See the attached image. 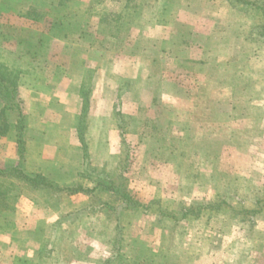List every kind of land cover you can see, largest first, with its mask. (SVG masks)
Instances as JSON below:
<instances>
[{
  "label": "rangeland",
  "instance_id": "rangeland-1",
  "mask_svg": "<svg viewBox=\"0 0 264 264\" xmlns=\"http://www.w3.org/2000/svg\"><path fill=\"white\" fill-rule=\"evenodd\" d=\"M55 1L56 4L52 6L50 0H42L36 6L37 9L34 8L33 4L28 3L29 0H6L5 3L1 2L2 4H0V62L5 60L6 48L11 50L16 46L19 35L29 39L41 38V31L45 28L46 23L49 24V17L52 19L59 18L64 24L72 27V30H67L70 34L68 39L64 41L63 28L54 25L49 28L50 36L54 39L49 40L47 55L50 52L53 59L57 58L58 62L65 61L61 51L62 45L67 42V45L74 49L75 56L73 58L76 57L73 61L75 63L73 68L72 64H59L53 74L37 71L32 65L25 67L27 79L38 76L39 78L47 77V80L43 88L42 86L40 88L39 86L33 87V81L18 87L17 96L18 99H22L21 104L24 108V127L20 130L16 114L12 113L8 116L10 125L8 133L0 136V167L4 169L15 166L18 164L22 153L29 160L37 162L42 171L39 159L33 155V153H40L39 144L45 145L43 155L53 156V148L59 147V145L65 146L69 141V135L67 133L53 135L48 132L37 131L34 127H36L39 117H42L43 122L59 120L63 129L65 128L64 124L66 125L70 117L67 111L64 112V108L75 99L76 91L73 89L78 87L77 82L83 75V70L78 64L81 57L88 58L93 53L95 58V61L91 59L93 61L91 67H96V70L95 73H89L90 79L92 81L96 78L102 86L98 87V90L94 89L93 94L98 93L101 88L108 90L107 94L112 96L118 92V88L110 84V80L104 75L103 68L108 67L115 54L118 56L124 53L128 54L137 58L141 71H143L144 76L147 75L146 82L150 80V83H147L148 85L142 89L145 98L139 105V109L136 108L141 113L144 110L141 107L147 106L149 123L144 120L137 124L145 126L143 129L150 131L154 124L157 123L159 126L160 123L163 131L166 130L164 132L166 136H171L173 133L181 140L182 138L185 140L182 142L178 139L171 142L167 141L166 144H170V146L161 147V150L158 151L161 155L159 160L143 159L137 161V154L139 155L140 152H130L131 163L127 164V167H130L127 176L131 181V186L134 189L133 194L138 200V204H133L124 209L129 214L127 219L131 223L129 228L128 226L124 227V231H126L125 234L123 233L128 242L122 240L126 245L123 249L126 250L127 258L133 259L136 256L133 253L140 250L146 253L156 251L154 253L159 254L160 260L163 259V261H165V256L169 255L172 257V260H168L172 261L171 264H264V248H262V242H259V240H264V216L261 214L256 216L254 230L251 231L241 228L244 226L238 223V221L241 222V212L232 217L233 212L242 208L243 197H247L246 204L251 209L256 207L255 200L261 197L262 185L257 186L251 180L253 176L248 178V175L251 168L250 163L255 158L258 159L262 151L250 153L248 159L243 160L242 166L244 168L242 167V169L246 173L236 175L230 179V182L226 183L223 180L226 170L231 171L232 174L236 171L235 166L227 164L226 161L231 157L234 163L237 159L241 160L237 156V152L231 149L229 144L222 153L217 151L220 152L217 153L218 155L206 154L198 147L200 140H221L219 145L229 143L230 133L235 124H238L237 127L241 131L246 128V132L254 134L257 131L264 132V119H251L248 117L245 106L244 109L241 107L239 109L238 105L235 106L236 101L243 97L254 100L264 99V53H261L258 58L257 55L251 54V58L246 61L247 63L245 62L246 68H243L244 65L238 61L244 56L241 51L242 36L226 31L232 19L234 22L235 19L240 18L237 17L236 12L234 13L230 9V0H174L176 3L174 9L166 12L158 11L161 10L163 0H135L138 4L144 3L145 6L140 5L137 9L140 14L130 16L129 27L118 33V27L98 22L97 0ZM99 4L100 7L105 6L104 9L108 11L125 10L127 6V2L124 0H106ZM38 9L48 13L41 21H35L32 16L25 15L28 11H37ZM104 9L102 11H106ZM247 17V20L250 19L249 16ZM241 20L246 21L243 18ZM245 24L247 25L246 22ZM46 43L48 44L47 41ZM161 43L166 51L160 52V54L157 51H160ZM78 47H85L86 49L82 51L77 49ZM187 57L203 60L197 65L192 64ZM177 60L182 61L183 65ZM247 65L253 69H247ZM207 72L211 80L207 83L204 90L205 98L202 99L198 97V84L207 81ZM97 73L101 74L102 80ZM166 77L171 80L180 77L184 90H176L174 84H170L171 81L160 80ZM234 77L239 80L236 87L231 84V80L236 81ZM244 77H254L248 80L249 83L252 80L253 86L247 87L248 81ZM163 81L166 84L165 92H162V90L164 91ZM49 85L55 88L54 92L47 89ZM123 92V99L130 95V92L126 90ZM53 96H56L55 101H52ZM154 98L157 99L155 103ZM16 102L19 103V100ZM54 102L58 111L53 112V114H45L44 110L47 104ZM194 110H198V114ZM93 124L89 127L90 130H94L93 133L87 131V135L91 137L93 144L100 143L102 145V155L107 161V153L103 148L105 134L98 133L102 129V125L96 122ZM181 124L187 125V127ZM126 125L129 123L126 122ZM58 128V126H46V129L54 134ZM136 136L140 139L145 138L143 134ZM147 136V140H149L151 134ZM250 136L253 137V135ZM21 137L22 142L20 141ZM178 150L185 152V161L194 165L195 172L193 166L185 169L182 181L176 184V182L172 183L171 176L169 177L166 171L161 169V165L167 160V155L170 154L171 156L173 152ZM51 160L53 166L50 169L47 168L50 174L46 176L61 180L64 175L59 173L62 172L59 171L60 163L71 160L77 161L78 158L66 159L53 156ZM79 160L81 159L79 158ZM121 160L122 158H119L116 167L121 165ZM221 160L227 165V168L224 165L226 170L221 165ZM107 165H109L108 162ZM215 173H217L216 181L211 179V174ZM19 180L17 181L15 177L10 175H0V187L5 194L9 196L14 185L18 184L22 187L21 195L25 196L24 192H26L29 197H32H27L29 201L24 199L17 204L20 205L18 211L17 205L15 210L0 209V222L15 221L24 227L35 226L39 218L49 217V222H51L55 218L54 213H51L50 210H44L53 205V202L55 203L51 197V190L46 186H42L45 190L29 188L25 180ZM183 182L184 184L187 182L194 183L196 187H199V189L197 188L200 192L198 196L190 197L182 194L180 186ZM152 188L156 189L157 196L149 199L147 197L151 196L150 190ZM46 190L50 191V195L45 192ZM217 190L224 192L227 196L217 194ZM35 195H37L36 198H34ZM218 196L227 197L229 206H222L219 211H211L209 214L199 216L190 212L186 218H183L184 206L191 205L193 201H215ZM72 197L68 200L69 205L73 203V205L80 206L88 197L90 198V195L77 193ZM95 198L100 199L101 197L96 196ZM142 199H145L146 202H142ZM152 200L159 202L165 210L175 209L173 212L176 213L179 222L174 223L175 226L167 227V229L161 228L163 225L161 221L163 220H159L156 212L147 214L144 211V205ZM80 217L86 219L85 215ZM98 219L103 228L102 232L100 230L99 241L87 237L88 229L80 225L77 226V223L75 226L67 223L59 225L57 233L59 236L58 244L61 248L60 254L68 251L71 247H77L79 251L83 252L82 255L85 258L88 257L86 259H101L103 261L110 257L113 254L112 243L117 234V219L107 211ZM49 222V227L46 229L48 235ZM79 222L82 220L80 219ZM169 224L172 225L171 222L166 225ZM92 230L93 228L89 233H93ZM226 235L230 238L233 237L231 241L234 240L235 243L229 249L233 250L234 254L242 253L241 256H234L232 252L225 250ZM259 235H262L263 238H258ZM238 237L245 239L250 237L252 239L242 242L238 240ZM136 238L139 241L135 240ZM132 239L135 241L132 242ZM244 255L247 256V260L243 263Z\"/></svg>",
  "mask_w": 264,
  "mask_h": 264
},
{
  "label": "trees",
  "instance_id": "trees-1",
  "mask_svg": "<svg viewBox=\"0 0 264 264\" xmlns=\"http://www.w3.org/2000/svg\"><path fill=\"white\" fill-rule=\"evenodd\" d=\"M5 1L6 0H0V4H2L1 2L5 3ZM105 1L106 0H97L96 2V6L99 8V11L97 12L98 22L111 24L118 27L117 33L119 31H124L129 27L130 16L132 17L136 14H140V11L137 10L139 9L140 5L145 6V4L142 2L138 4L135 0H124L127 2L125 10L120 9L119 11H108L107 9H104L105 6L100 7L99 4ZM40 2H42V0H29L28 3L31 5L33 4L34 8H36V6H38ZM50 4L54 6L56 4V1L50 0ZM229 4L230 9L234 13L236 12L237 17L240 18L235 19L234 22L232 19L226 31H230L234 35H237L238 33L242 36L241 51L244 53V56L238 61L241 62V65H244V68L246 66L245 62L248 61L249 58H251V54L257 55L258 58L261 56V53H264V0H230ZM175 5L176 3L174 0H163V2H161V10L158 11L166 12L168 10L174 9ZM102 9L106 11H102ZM46 14H48L46 13V11H40L38 9L37 11H28L25 15L32 16L35 21H41ZM247 16H249L250 19L247 20ZM241 18L246 21L241 20ZM48 20L49 24L46 23L45 28L41 31V38L29 39L27 37L25 38V36L19 35L18 41L16 42V46L11 50H8V48H6V51L4 52L5 60L3 62H0V136H4L8 133L10 127L8 123V116L12 113L16 114L18 118L20 130H22L24 127V108L21 104L22 99H18L17 96L19 92L18 87L23 84H28L32 81L33 87L39 86L40 88V86H42L43 88V85L46 84L47 77L39 78L38 76H34L27 79V74H25V67H30V65H32L35 69H37V71H40L42 73L48 72L53 74L55 73L54 71L59 64H72V68L73 66H75V63L73 62L76 58H73L75 56L73 53L74 49L70 48V45H67V42L62 45L63 47L61 51V55L65 58V61L58 62L57 58L53 59V55H51L50 52L47 55L49 48V40L54 39L50 36L49 28H51L53 25L63 28L64 41L68 39L70 34L67 30H72V27L64 24L59 18L55 17L54 19H52V17H49ZM245 22L247 23V25L245 24ZM46 41L48 42V44L46 43ZM159 47L160 51H157L158 53H164L166 51L162 43ZM77 49H81L82 51H84L86 48L78 47ZM91 59H95L93 53L90 54L88 58L81 57L78 64L83 70V75L81 79L77 82L78 87L73 89L82 97L81 120L80 127L78 130V140L80 142V144L78 145V150L82 152L81 160L61 162L59 171L62 172L59 173H62V175H64L61 180H58L53 177H47L46 175H44L38 163L29 160L22 153L20 154V160L18 164H16L15 166L7 167L4 169L0 167V175L2 176L4 174L10 175L17 179L25 180L27 183H30L37 187H48V189L51 190V197L55 201V218L51 222H49L50 228L48 230V240L41 243H25V263L76 264V262L79 261H88L89 259H86L88 257L85 258L84 255H82L83 252L79 251L77 247H71L68 249V251H65L63 254H60L61 248L58 244V227L62 223H67L68 225L73 224L74 226L77 223V226L80 225L81 227H85L86 229H88L87 237H91L92 239L99 241L101 237L100 230L102 232L103 228L99 223L98 217L100 215H103L104 212L107 211L115 219H117V234L111 247L113 254L110 257L105 258L103 261H101V259H95L96 261H94V264H171L172 261H168L169 259L172 260L171 256H165V261H163V259L160 260L159 254L154 253L156 251H153L152 253H146L140 250L135 251V253L133 254L136 256L130 260L127 258L126 250L123 249L126 245H124L125 243L122 242V240H126L128 242V240L126 239L127 237H124L123 235V233L125 234L126 231H124V227L128 226L129 228L131 225L130 221L127 219V215L129 214L124 211V209H127L133 204H138V200L135 199V195L133 194L134 189L131 186V181L127 176V172L130 169V167H127V164L131 163L130 151L128 150L129 153L126 151L124 152L121 157V165H118L116 168H111L109 165H107L106 158H103L99 166H94L92 164L88 152V146L91 143V137H88L87 135L84 120L86 113L88 112V106L90 104L89 94H91V85L96 81V78H94L92 81L90 79L91 75L89 73H95L96 70V67H91L93 64V61ZM187 59H189L192 64L197 65H199L203 60L191 57H187ZM180 63L181 65H183L182 61ZM247 67V69L249 70L253 69L250 67V65H247ZM183 71L185 70L183 69ZM207 74V81L199 82L198 84V97L202 99L205 98L204 90L206 89L207 83L211 80L208 72ZM179 78L180 77H178V79L174 78L171 80L166 77L161 78L160 80L171 81L170 84H174L173 86L176 88V90H184L182 80ZM244 78H246V80L248 81L249 79H253L254 77ZM234 80L236 81L231 80V84L236 87L238 86L237 81L239 80L235 77ZM134 82L135 81L132 79L129 80L125 85L118 86V92L116 93L115 99L122 100L124 98L123 90L132 92L135 84ZM148 83H150V80ZM163 83V88L166 89V84L164 81ZM246 86H253L252 80L250 83L248 81ZM47 89L50 92L55 91V88L50 85L49 87H47ZM55 97L53 96L52 101H55ZM17 100H19V103L16 102ZM155 101L157 102L156 98H154V103ZM54 104L55 102L53 104L48 103L47 107H45V110L43 108L45 114H53V112L56 113V111H58L56 110ZM117 104L118 102L117 100H115V107H117ZM115 111H117V108ZM120 111L121 110L116 113H119ZM194 112L198 114L199 111L194 110ZM145 122L149 123V119ZM157 125L158 124L156 123L152 126V132L150 131L149 134H151V140L158 143L160 146L165 145L169 147L170 144H166L167 141L171 142L176 141L178 139L182 142V140H185L183 138L181 140L177 135L173 133H171V136H166L163 131V127L160 125V123L159 126ZM21 140L22 137L20 141ZM211 179L216 181L217 173L211 174ZM217 192V194L219 195L227 196V194H224V192L222 193V191L220 190H217ZM21 193L22 187L18 184L14 185V188L10 192L9 196L8 194H5V192H3L0 187V209H4L5 211L11 209L15 210L16 205L21 202ZM77 193L90 195V198L88 197L84 203L80 204V206L73 205V203L69 205L68 200L72 199V196ZM93 196L101 198L98 199ZM96 200L99 201L96 202ZM242 200V208L233 212L232 217L238 215L241 212V222L238 221V223H240L241 226H244L242 228H244L246 231L254 230L255 218L262 212L264 198L260 197L259 199H256V207L252 209H250L246 204L247 197H243ZM222 206H229V199L227 197L222 198L221 196H218L215 201H193L191 205L184 206L182 216L183 218H186L190 212L196 213L198 216L201 214H209L211 211H219ZM174 210L175 209H169V211L165 210L161 206V204L155 200H152L151 202L146 203L144 205L145 213L148 214L151 212H156L155 214L159 218V220H163L161 221V223L163 224L161 225V228L164 229H167V227L169 226H175L174 223L179 222V218L177 217L176 213L173 212ZM6 214L8 213L6 212ZM83 215L86 216L85 220L83 219L85 217H80ZM80 219L82 220V222H79ZM168 222H171L172 225H166ZM92 228L93 233H89ZM261 236L262 235H259L258 238H263ZM135 240L139 241V239L137 238ZM135 240L132 239V242ZM128 253H131V251H128ZM242 260L244 263V261L247 260V256L243 257Z\"/></svg>",
  "mask_w": 264,
  "mask_h": 264
},
{
  "label": "crops",
  "instance_id": "crops-1",
  "mask_svg": "<svg viewBox=\"0 0 264 264\" xmlns=\"http://www.w3.org/2000/svg\"><path fill=\"white\" fill-rule=\"evenodd\" d=\"M125 61L132 63H125ZM109 63L110 64L107 63L108 67H104L103 70L104 75L110 80V84L117 88L118 86L125 85L129 80L133 79L135 81L134 88L132 92H130V95L122 100L115 99L116 93L111 96L107 94L108 90L101 88L98 93L93 94L94 89L98 90L97 88L102 86L101 82H98L96 79L95 83L91 85V94H89L90 104L88 106V112L86 113V116L84 118L86 130L93 133L94 130L89 129L90 126L94 125L93 122H96L98 124L100 123L102 125V129L98 131V133L105 134L103 148H105L104 151L107 153V162L109 163V166L111 168L116 167L119 158H121L124 152H127L128 150L130 152H140L139 155L137 154V161H141L143 159L159 160L161 158V155L158 153V151H160L161 147L163 146H160L158 143L152 141L151 138L147 140V135H150L149 132H152V130H144L143 128L145 126L137 124L139 123V121L143 122L144 120L146 121L149 119V114L146 109L147 106H140L144 109L141 113H139L140 111L137 110L139 109V105L142 104L145 98L142 89L148 85V82H146L147 75L144 76L143 71H141L142 69L139 66L137 58L131 57L125 53L121 54L120 56H118V54H115ZM97 75L100 76L101 80L103 79L101 74L97 73ZM162 92L164 91L162 90ZM74 98L75 99H73V102H71L72 107L70 108L71 104H68L64 108V112L67 111V114L70 117V120L67 121L66 125L64 124V129L62 123L59 120L55 122H43L42 117H39L40 119L38 123H36V127H34L33 125L34 129L40 132H48L49 134L53 135H61L63 133H67V135H69V141L65 144V146L59 145V147L56 146L53 148L54 157H64L66 159L78 158V160L82 157V152L78 150V145L80 144L78 140V130L81 120L82 97L79 93H75ZM115 100H117L118 102L117 107H115ZM236 102L237 103H235V106L238 105L239 109L240 107L244 109L245 106V108L247 109L248 117H250L251 119H264V99L254 100L252 98L243 97L242 99H238V101ZM116 108L117 111H115ZM134 108L137 109L135 110ZM119 110L121 111L119 113H116ZM126 122H128L129 125H126ZM131 124L132 126H130ZM49 125L59 127L55 134L50 132L49 129H46V126ZM181 125L187 127V125ZM234 126L235 127L230 133L231 137L229 143L227 142L219 145V142L221 140H200L198 141V147L206 154L218 155L220 152L222 153V151H225L226 147H228L227 144H229V147L231 146V149L237 152V156L241 160L237 159L234 163L231 157L228 159V161H226L227 164H233L235 166L236 171L233 172V174L231 171L226 170L227 165L224 164L221 160V165H223L224 170H226L224 175L225 179H223L226 183L230 182V179H233L236 175H243L244 173H246L245 171H243L242 167L244 168V166L242 165L244 164L243 160H247L250 153L254 154L257 151H262L260 157L258 159L255 158L250 163L249 166H251V168L249 170L248 178H252L253 176V179L251 180L255 182L257 186L262 185L263 189L262 192H260V196L261 198H264V132L257 131L254 134L246 132V128H243L242 131L239 130L237 127L238 124H235ZM60 127L62 128L60 129ZM164 132H166V130ZM137 134H143L145 138L140 139L136 136ZM250 135H253V137H251ZM38 149H40V153H33V155L37 156V159H39L43 173L49 176L50 172L48 173L47 168H52L53 164L51 162V159L53 156L43 155L45 145L39 144ZM217 151L220 152L218 153ZM88 152L92 164L94 166H99L103 160L102 145L100 143L93 144L91 142L88 146ZM169 156L167 155V160L162 163L161 169H164L169 177L171 176L172 183H180L182 181L184 170L190 168L191 166H193V170L195 172L194 165L186 163V159L184 157L185 152L178 150L176 152H173L170 157ZM224 165L226 166V168ZM18 180L19 179H17V181ZM183 184L184 182L180 186V191L182 192V194L190 197H196L200 193L198 190L199 187H196L194 183L187 182L186 184ZM27 186H29V188L45 190L42 186L37 187L30 183H27ZM45 192H48L50 195V191L46 190ZM150 193L151 196L149 195V193L147 194V196L149 195V197H147L149 199L155 198L157 196L156 189L154 190V188L150 190ZM24 195L26 197L22 195L21 201L24 199H27L29 201L28 198H32L29 197L26 192H24ZM36 197L37 195L34 196V198ZM141 201L146 202L145 199H142ZM54 205L55 203L53 202V205L45 208L44 210H50L51 213H54ZM252 205L254 204L252 203ZM17 206L18 211L20 205ZM261 215L264 216V203L262 205ZM48 222L49 217H46L45 219H37L36 225L33 227H24L22 225H18L15 221L0 222V264H26L25 243H41L47 241L48 234L46 229L48 228ZM238 238L237 239L242 242H247L248 240L252 239L250 237H248L249 239L247 237V239L240 237ZM232 239L233 237L230 238L226 235L225 250L227 252L230 251L233 253V250L229 249V247H232L235 244L234 240L231 241ZM229 241L231 242L229 243ZM259 242H262V248H264V240H259ZM237 255L241 256L242 253L234 254V256ZM94 261L96 260L89 259L88 262L79 261L76 262V264H94Z\"/></svg>",
  "mask_w": 264,
  "mask_h": 264
}]
</instances>
